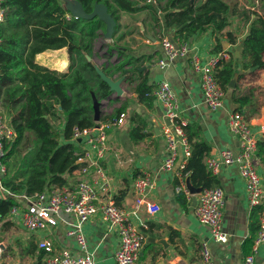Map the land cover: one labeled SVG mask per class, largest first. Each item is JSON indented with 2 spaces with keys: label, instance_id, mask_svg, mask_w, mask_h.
Returning a JSON list of instances; mask_svg holds the SVG:
<instances>
[{
  "label": "crops",
  "instance_id": "0c3cea01",
  "mask_svg": "<svg viewBox=\"0 0 264 264\" xmlns=\"http://www.w3.org/2000/svg\"><path fill=\"white\" fill-rule=\"evenodd\" d=\"M224 1L229 2L231 6L236 4L239 10L246 13L255 11L261 14L264 11L263 0ZM61 2L65 5V0ZM144 4L146 0H140L137 5ZM154 6L157 7V5ZM164 13L161 7L157 8L156 14L147 8L137 12L119 11L118 25L120 27L118 26L116 34L115 31L113 32L110 43L107 41L106 45V49L112 53L111 64L109 67L106 66L108 74L104 72L102 66L99 68L94 65L97 50L94 40L90 61L97 73L104 72L113 81H119L121 93L115 92L110 96L116 101L111 113L124 103V117L123 122L107 130L102 158L97 159L95 152L86 140L82 139L81 149L85 155L83 164L86 166V171L81 173L77 168L68 175L66 185L74 186L81 178L91 184L98 183L100 177L97 170L100 169L108 180V188L104 192L98 191L99 199L108 196L114 198L120 190L126 191L118 204L115 198L114 200L127 213L135 230L144 234L145 239L136 264H196L202 242L208 243L215 264L240 262L252 251L253 240L259 227L260 207L249 205L245 194V183L235 164L221 165L215 173L206 166L205 158L218 157L220 150L226 148L234 153L239 151V142L228 127V114L237 106V103L230 98L232 89H235L236 96L249 93L250 102L243 105L240 111L249 123L257 141L264 138V131L261 130V126L264 125V68H253L252 73L243 71L237 61L233 74V79L236 81L235 87H229L230 90L225 92L222 108L210 110L203 102L199 75L193 69L189 57L196 54L202 62H206L221 51L229 54L226 59L230 57V52L235 57L236 47L240 45V40L248 32L249 23L243 19L241 13L229 14V25L222 32L210 26L205 31L184 39L177 34L179 28L166 25ZM227 30L237 37V45L228 41L225 34ZM162 37H167L176 43L186 42L189 49L187 56L177 57L164 68H160L158 60L164 57L160 46ZM219 44L221 50L217 52L216 47ZM58 50L66 51L68 56L66 48ZM63 62L66 64L64 60ZM120 64L126 73L122 74L121 69L116 70V66ZM141 67L144 68L140 70ZM239 73L242 74L241 78H238ZM144 78L153 88L151 102L141 101L134 91L137 83ZM160 81L168 82L175 93L179 110L188 121V133L192 134L193 140L205 141L210 146L209 154L204 157L203 163L206 170L210 171L214 177V186H220L224 191L222 225L227 234V240L224 243L214 242L210 237L209 228L200 223L195 216L194 208L198 203V194L201 190L195 193L189 191V194L176 190L182 155L178 156L171 171L160 169L165 157L162 127L166 123L163 108L154 95ZM139 116L146 122V126L142 129L145 136L134 141L130 131L139 125ZM86 152L88 154H85ZM254 163L264 182V165L256 153ZM144 173L149 174L153 181V187L148 190L146 196L149 201L160 206V210L156 213L148 212L144 205L137 207L135 204L134 180ZM183 173L185 181L189 175L187 172L183 171ZM191 183L195 187L204 188L201 180L200 184L193 181ZM61 217L72 221V216L69 214L62 213ZM11 223L9 227L0 226V242L3 243H0V264H37V254L29 252L27 247L32 242L37 243L42 235L39 232L24 229L18 223ZM13 226L28 234L14 235L10 231ZM67 227L68 225L61 220V226L57 227L53 234L54 243L61 250L66 249L74 254L80 253L75 239L66 236ZM83 230L94 264H116L113 255L118 245V237L113 230L110 231L107 228L98 213L84 224ZM9 247L10 253L7 252ZM254 260L255 264H264V242L258 246Z\"/></svg>",
  "mask_w": 264,
  "mask_h": 264
},
{
  "label": "trees",
  "instance_id": "16d2710c",
  "mask_svg": "<svg viewBox=\"0 0 264 264\" xmlns=\"http://www.w3.org/2000/svg\"><path fill=\"white\" fill-rule=\"evenodd\" d=\"M90 13L95 3H103L116 20L118 29L119 11L137 12L148 9L154 14L152 4L138 6L132 0H76ZM4 19L0 24V110L6 117L11 136L3 140L4 155L0 162L5 171L0 175L1 183L15 194L32 195L54 187L68 184V175L79 167L78 156L83 154L81 141L74 138V128L93 127L96 122L91 115L92 97L107 98L112 90L102 80L91 61L93 42L98 29L104 23L96 16L92 19L75 18L61 0H0ZM264 4V0H263ZM161 10L167 26H175L179 37L184 39L205 31L210 26L222 32L229 25V14L241 13L249 23L248 35L240 40L238 58L230 52L228 59H221L214 69V77L224 92L236 70V62L243 71L253 72L264 68V11H241L236 4L231 6L224 0H166ZM252 16V17H251ZM157 20V19H156ZM228 41L237 45V37L229 30ZM66 48L69 65L65 71L51 69L37 61V55L47 50ZM216 51L221 50L220 44ZM78 57L76 59L75 57ZM126 73L121 64L116 66ZM108 73V70L105 69ZM242 74L239 73L238 78ZM152 85L144 78L134 88L141 101L151 102ZM231 100L237 103L235 110L250 102L249 93L242 96L231 91ZM125 104L113 110L106 118L115 120L124 113ZM8 119V120H7ZM145 120L139 116V125L130 131L134 141L144 138ZM191 144L184 172L191 181L203 187L214 186V177L206 170L203 159L210 146L205 141L193 140L185 127ZM256 155L264 165V138L256 143ZM120 190L114 198L117 204L125 196ZM19 199L0 196V226H11L7 219L13 205ZM27 250L36 253L37 264L44 251L37 243Z\"/></svg>",
  "mask_w": 264,
  "mask_h": 264
},
{
  "label": "built area",
  "instance_id": "2783aa9c",
  "mask_svg": "<svg viewBox=\"0 0 264 264\" xmlns=\"http://www.w3.org/2000/svg\"><path fill=\"white\" fill-rule=\"evenodd\" d=\"M146 3L156 5V0H146ZM4 19V9L0 4V24ZM163 58L158 60L160 68H164L177 57L188 54L186 42L176 43L167 37L160 39ZM229 54L221 51L202 62L194 54L189 57L193 69L199 75V85L203 102L210 110H217L224 105L225 92L214 77V69L221 59H226ZM155 97L163 108V116L168 120L163 124L162 136L165 141V157L160 169L171 171L178 156L182 155L178 172L177 191L189 194L184 181L183 169L190 156L191 146L186 135L185 127L188 121L179 110L175 93L166 81H160L154 92ZM124 113L115 120L98 121L93 127L74 128V138L80 141L85 139L90 148L95 152L96 158H102L105 149L107 130L123 122ZM228 127L232 135L239 142V151L234 153L226 148L219 152L218 157L207 156L206 166L217 172L222 165L235 164L245 183L247 201L252 207H260L259 227L253 240L252 251L242 261L231 264H255V254L258 246L264 242V182L257 172L254 163L257 138L249 127L243 113L231 110L228 114ZM264 131V125L261 126ZM11 136L6 118L0 110V159L4 155L3 140ZM85 154H88L86 152ZM84 153L78 156L77 161L81 173L86 171L83 164ZM5 171L0 162V174ZM100 182L91 184L81 178L74 186L63 185L54 187L32 195L15 194L7 189L0 181V196H14L20 198L18 204L13 205L8 213L10 222L20 224L24 229L39 232L42 237L37 240V245L44 251V264H94L92 252L88 249L87 239L83 230L84 224L95 214H99L106 223L107 228L113 230L118 237V245L114 252L116 264H136L139 251L144 242V234L135 230L127 213L119 207L112 196L99 199L98 191L104 192L108 188V180L102 170H97ZM153 187L149 174L144 173L134 180L135 204L144 205L148 212L156 213L160 210L157 203L147 199V192ZM225 203L224 191L220 186L204 187L198 194V203L194 213L198 221L209 228L210 237L214 242L224 243L227 234L223 230L222 218ZM69 214L72 221L64 220L61 214ZM61 220L68 225L65 234L75 239L80 253H71L66 249L57 248L53 234L61 226ZM1 252V247H0ZM196 264H215L212 252L207 242H202L199 249V259Z\"/></svg>",
  "mask_w": 264,
  "mask_h": 264
},
{
  "label": "rangeland",
  "instance_id": "374dc122",
  "mask_svg": "<svg viewBox=\"0 0 264 264\" xmlns=\"http://www.w3.org/2000/svg\"><path fill=\"white\" fill-rule=\"evenodd\" d=\"M132 1L139 3L140 0H132ZM165 1L166 0H156L157 7H161V8L162 7H165L166 6L165 5V3H166ZM200 1L201 0H194V2H200ZM98 30H100V31H98V34H97L96 38L94 39L96 41V49H97L96 50V55H95L96 58L94 59V65L98 66L99 68H101L100 66H102V69L105 70L106 69V66L109 67L110 64H111L110 55L112 53H111L110 50H107L106 49V45L108 43L107 41H109V43H110V39H107L105 37V24H104V27H101ZM117 32H118V29H117V31H115V34ZM114 39H116V38H114ZM106 51L108 52L107 54L105 53ZM89 56L92 57V53ZM67 57L68 56L66 54V51H61V50H48V51H46L44 53L42 52L41 54L37 55V61L39 63H41V64H43V65L51 68V69H56L58 71H65V70H69L68 69V65H69V61L70 60H68ZM75 58L78 59L77 56ZM65 59H67V61ZM63 60L66 62V64L63 62ZM107 62H108V65H106ZM104 72L107 73L106 71H104ZM115 92L116 91L112 90L111 94L112 93H115ZM111 94L107 98H102V99L97 98L98 101L101 103L100 104V108H99L100 109V120L101 121H105L103 119H106L110 115L111 109H112L114 103L116 102L115 99L110 98ZM91 115L93 117V110L91 111ZM20 194H24V193H20ZM18 199L20 200V198H18ZM10 231L14 235L24 236V235H27L28 234V233L20 230L19 228L15 227V226H13L12 227V230H10ZM0 243H2V242H0ZM9 250H11L10 247L7 249V252L10 253Z\"/></svg>",
  "mask_w": 264,
  "mask_h": 264
},
{
  "label": "water",
  "instance_id": "95a60500",
  "mask_svg": "<svg viewBox=\"0 0 264 264\" xmlns=\"http://www.w3.org/2000/svg\"><path fill=\"white\" fill-rule=\"evenodd\" d=\"M194 0H191V2H193ZM65 8L69 11V13L75 17V18H84V19H92L94 17H98L104 24H105V37L107 39H111L113 32H114V28L116 25V20L114 19V17L112 16V14L108 11V8L105 4L103 3H95L94 7L92 9V11L90 13H87L84 8L82 7L81 3L76 1V0H65ZM248 35V32L243 36V38H245ZM241 49L240 45H237L236 47V52H235V57L239 55V51ZM86 59L88 61H90V56L86 54ZM144 67H141V69H143ZM100 75V77L102 78V80H104L110 87L111 90L116 91L118 94L121 93V89L119 87V81H113L110 77L106 76L104 72L102 73H98ZM235 79H231L228 86L230 88H234L235 87ZM91 97H92V108H93V120L95 122H98L100 120V102L98 101L97 97L94 95V93H91ZM162 115V113H161ZM165 122L167 123L168 120L165 119ZM80 141V139H79ZM186 186L188 188V190L191 193H195V192H199L202 187H195L194 185H192L191 181H190V177L187 176L186 177Z\"/></svg>",
  "mask_w": 264,
  "mask_h": 264
}]
</instances>
